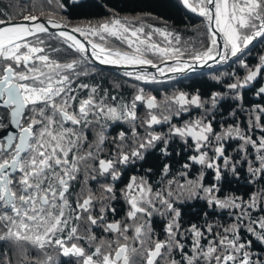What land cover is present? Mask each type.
Instances as JSON below:
<instances>
[{
  "label": "snow or ice",
  "instance_id": "1",
  "mask_svg": "<svg viewBox=\"0 0 264 264\" xmlns=\"http://www.w3.org/2000/svg\"><path fill=\"white\" fill-rule=\"evenodd\" d=\"M179 3L202 18L198 47L142 17L61 23L46 10H63L61 0L0 9V264H264V103H244L245 90L264 101V55L255 65L245 59L264 44V0ZM94 61L136 69L123 75L143 84L209 62L244 73H228L226 91L207 97L180 91L161 101L137 87L128 101L83 80ZM225 99L235 105L218 121ZM114 124L128 127L112 136ZM174 142L181 159L163 162L158 181L149 167L117 187L154 150L170 160ZM242 171L253 190L224 193L226 177ZM193 200L206 209L197 222L181 211Z\"/></svg>",
  "mask_w": 264,
  "mask_h": 264
},
{
  "label": "flooded vegetation",
  "instance_id": "2",
  "mask_svg": "<svg viewBox=\"0 0 264 264\" xmlns=\"http://www.w3.org/2000/svg\"><path fill=\"white\" fill-rule=\"evenodd\" d=\"M2 1L3 0H0V8H1V5L4 4ZM61 2L64 3V5H65V8L63 10L56 9L54 5L53 6H47L46 9L47 8L55 9V10L59 11V13H62L64 17H67L66 16V12H67L66 5L69 4L68 3L69 0H61ZM250 47H251V51L250 52H252V53L247 55L246 59L249 62H252L256 58V56H255L256 51H259L261 49V45H259V43L255 42L254 45L250 46ZM209 63H210L211 66H203V67L197 68L194 73H190V74H188L186 76L185 75H177L176 78L173 79L172 81H170V80L169 81L162 80V78H164V77H160L159 78L160 81H161L159 83L143 84L142 82L135 81L134 79H132L130 77H126V81L127 80L134 81V83L137 86L143 87L147 94L154 95V96L157 97L158 100H161V101L166 96H171V95H173V94H175L177 92H180V91H183V92H186V93H195L196 91H199L202 95L207 97V95L209 93L213 92V91H220V92L226 91L225 85H226L227 82H229V77H228L227 74L228 73H232V72H234L236 70L237 71L241 70V68H239L237 64H234V63H231V62H229V64H225V67H224V65H215V64H212L211 62H209ZM89 69L93 70V75H94V72L95 73H100V72H102V70L106 71V69H101L99 67H94V66L89 68ZM146 71L153 72V71H155V69L146 70ZM243 73L244 72H239V74H241V75H243ZM169 75H171V74H169ZM213 76L221 77L220 81L214 80L212 78ZM198 79H202L204 81V83L207 84L208 89L206 91H203L202 89L199 90L194 85H192ZM189 81H191V83ZM263 82H264V80H261L260 84H263ZM260 84H257L256 87H259ZM256 102L264 103V101L259 100L254 95L253 91L245 90L244 103L246 105H251L252 103H256ZM222 105L223 106L220 108V113L222 115H218L217 116V120L218 121L221 120L222 118L223 119H227L228 118L227 114L232 110V107L235 105V101H232L230 99H225L224 101H222ZM138 112L141 115H143V112H144L143 106L138 105ZM197 114L198 113H197L196 110H193L192 113H191V115L193 117L196 116ZM188 118L189 117L187 115H185L184 119H188ZM229 122H231V121L229 120ZM127 127L128 126L126 124L125 125H116V124H114V125H112V127L110 128L109 131H110L111 135L114 136V135H116V133L118 131L121 130V128L126 129ZM157 130L158 131H167V127L166 126H158ZM169 147H170V151L173 152V156L171 157L170 160H167V161L162 160V162H161L162 164H163V162H170V163L175 164L176 160L181 159V157H178V156L175 155V152L180 150L179 143L178 142H174V143L170 144ZM229 152H231V149H229ZM153 155L154 156L155 155L159 156V149L154 150L152 152V154L148 155L144 161L137 162L135 166H129L125 170L121 180L118 182L117 187L118 188L123 187L124 184L127 183L128 178L131 175H142L144 173L145 169H147L149 167L153 168L154 173H157V175H153L151 177L152 181L153 182L158 181L159 180L158 172H159V169L162 167V165H161V167L159 166L157 170H156L154 164H151L150 162H149L150 163V166H149L148 161H150V159H151V157ZM178 166L179 165H176V167H178ZM246 175H247L246 172L242 171L241 174H240V178L236 179V178L232 177L229 174L226 177L225 181L223 182V185L224 184L227 185V184L234 183V182L239 183V184H241V183L242 184H247L246 183V179H245ZM211 179H212V174H211V172H209L208 176L206 177V181L205 182L209 183V182H211ZM89 186L94 188V189L99 187V185L95 181H89ZM80 187H81V185L79 183H77L75 185V189L74 190L75 191H79ZM225 193H228V192H225ZM114 206L117 207L118 210H120V209H122L124 207L122 202L115 203ZM197 209H200V212H201V210H206V209H204V202L203 201L193 200V201H188L185 204H183L181 206L183 219L192 221V219H190V216H191V214H194L197 211ZM121 215H123V212L122 211H118L117 218H119ZM153 226H154V228H155V230H156V232L158 234L162 232V221H160L159 218H157V221L154 223ZM12 251H13V253L17 252L16 249H13ZM29 252H30V259H32V260H35L36 257L40 256V253L37 250H34V249L30 248ZM40 258L42 259V257H40ZM68 259H70V258L61 257V261L62 262L63 261H67Z\"/></svg>",
  "mask_w": 264,
  "mask_h": 264
},
{
  "label": "trees",
  "instance_id": "3",
  "mask_svg": "<svg viewBox=\"0 0 264 264\" xmlns=\"http://www.w3.org/2000/svg\"><path fill=\"white\" fill-rule=\"evenodd\" d=\"M2 2L4 4L1 5L0 9L14 12L18 10V7L10 8L9 5L18 6L20 4L27 3L28 0H3ZM66 7V16L70 19L101 17L107 15L110 12H143L148 14V16L163 22L165 25L173 28L175 31L184 27L194 26L197 22H202V18L184 9L179 3V0H78L75 3L72 2L67 4ZM261 46L264 47V44ZM67 58L71 59L70 56ZM89 66L96 67L93 64ZM117 76L123 77L126 80V77L120 73H117ZM113 78L115 77L107 74L106 71L103 70L100 73L94 72L93 75V70L89 69V75L83 79L85 82L97 84L102 89H107L110 95H116L117 97L123 98L124 100L128 98L127 100H129L132 95L131 94L129 96L131 93L129 92L130 89L126 85L113 86V84H111V81L115 80ZM191 81L189 82L191 83ZM192 85H194L199 90L202 89L203 91H206L208 89L207 84L204 83L202 79L196 80ZM149 162L154 164L156 170L162 165V160L159 159L158 155H153L148 163ZM222 187L224 193L234 192L236 194H247L252 190L250 185L242 183L239 184L236 182L227 185L224 184ZM199 213L200 209H197L194 214H191L190 219H192V222H197L196 215Z\"/></svg>",
  "mask_w": 264,
  "mask_h": 264
},
{
  "label": "rangeland",
  "instance_id": "4",
  "mask_svg": "<svg viewBox=\"0 0 264 264\" xmlns=\"http://www.w3.org/2000/svg\"><path fill=\"white\" fill-rule=\"evenodd\" d=\"M53 10L56 11V13H57L56 16H55V19L57 21H59L61 23H66V24H69V25H72V26H75V25H86L89 22L96 23L98 21H102V20L106 19L107 17H109L110 15H113V14H117L120 17H129V18H131V17H142L145 24H151L154 27H159V28H167V29H169V30H171L173 32H177V33L180 34V36H181L183 41L190 42L192 45L197 46V47L199 46V42L204 40V34H205V31H206V29L204 27V24L202 22H197L194 26L184 27V28H181V29L175 31L173 28L168 27L163 22H161V21H159V20H157V19H155L153 17H150V16H148V14L143 13V12H123V13L110 12L107 15L101 16V17L70 19V18L64 17L62 13H59V11H57L55 9H53ZM259 45H262V44L259 43ZM113 46L114 47H118L119 46L118 42L114 41L113 42ZM250 53H252V52H250ZM260 55H264V47H262V46H261V49L259 51H256V53H255L256 58H255L254 61L249 62L246 59V57H245V59L250 65H255L258 62V57ZM223 65L225 67V64H223ZM88 68H91V66H88ZM132 71H136V70H132ZM110 72H113V73H110ZM153 72H155V71H153ZM235 72H244V70L243 69H241L240 71L236 70ZM106 73L112 75L113 77H115V78H113L115 80L111 81V84H113V86L114 85H120V86H125L126 85L130 89L129 92H131V93L129 94V96L132 94L131 98L128 100V101H130L132 99V97L135 95L136 89L139 86H137L134 83V81H131V80H127L126 81L125 78L117 76V73H120L121 75H123V72H115V71H109L108 72V70H106ZM162 80L169 81V79H166V78H162ZM172 80L173 79H171L170 81H172ZM127 99L128 98H126V100ZM251 187H252V190H253V186H251Z\"/></svg>",
  "mask_w": 264,
  "mask_h": 264
},
{
  "label": "water",
  "instance_id": "5",
  "mask_svg": "<svg viewBox=\"0 0 264 264\" xmlns=\"http://www.w3.org/2000/svg\"><path fill=\"white\" fill-rule=\"evenodd\" d=\"M72 2H73V0H69V3H72ZM92 64L95 65L96 67L101 68V69H106L108 71H115V72H123L124 73L125 71L136 70V69H132V68L124 67V66H117V65H111V64H100L98 61H94ZM198 68H200V67H198ZM145 70H153V68L147 67ZM263 84H264V82H263Z\"/></svg>",
  "mask_w": 264,
  "mask_h": 264
}]
</instances>
